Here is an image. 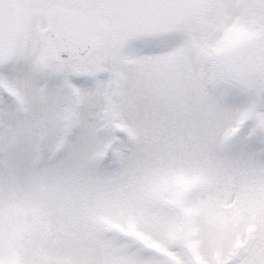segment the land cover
<instances>
[{
	"label": "snow or ice",
	"instance_id": "1",
	"mask_svg": "<svg viewBox=\"0 0 264 264\" xmlns=\"http://www.w3.org/2000/svg\"><path fill=\"white\" fill-rule=\"evenodd\" d=\"M0 264H264V0H0Z\"/></svg>",
	"mask_w": 264,
	"mask_h": 264
}]
</instances>
